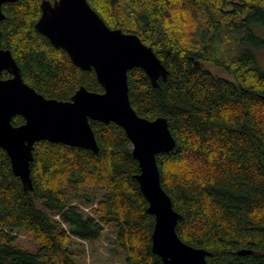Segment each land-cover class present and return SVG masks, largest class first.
Here are the masks:
<instances>
[{
	"label": "trees",
	"instance_id": "1",
	"mask_svg": "<svg viewBox=\"0 0 264 264\" xmlns=\"http://www.w3.org/2000/svg\"><path fill=\"white\" fill-rule=\"evenodd\" d=\"M42 1L2 5L0 47L47 99L68 101L80 87L102 93L93 70L76 67L36 30ZM86 1L110 29L137 35L167 71L155 87L134 68L127 84L137 115L165 118L175 140L156 161L181 215L179 238L209 252L206 264H264V71L254 53L264 48L254 28L264 31V0ZM89 123L97 153L34 144L31 189L0 148V264H78L74 241H98L106 228L121 252L115 264H163L151 250L154 217L129 139L114 123ZM22 234L34 250L20 245Z\"/></svg>",
	"mask_w": 264,
	"mask_h": 264
},
{
	"label": "water",
	"instance_id": "2",
	"mask_svg": "<svg viewBox=\"0 0 264 264\" xmlns=\"http://www.w3.org/2000/svg\"><path fill=\"white\" fill-rule=\"evenodd\" d=\"M16 1L0 0V22L5 18L2 5ZM40 9L36 30L64 50L76 67L93 70L103 92L80 87L68 101L47 99L23 81L11 52L0 47V76L4 71L11 76L0 78V148L7 153L13 174L25 190L31 189L35 143L48 141L97 153L89 121L114 123L124 130L139 165L134 178L154 217L152 253L163 264H206L210 253L189 246L177 235L181 215L161 185L156 156L175 146L167 121L138 116L129 101L128 71L143 70L156 87L158 78L166 79L165 67L137 35L106 26L86 0H43ZM15 116L24 123L13 126Z\"/></svg>",
	"mask_w": 264,
	"mask_h": 264
},
{
	"label": "rangeland",
	"instance_id": "3",
	"mask_svg": "<svg viewBox=\"0 0 264 264\" xmlns=\"http://www.w3.org/2000/svg\"><path fill=\"white\" fill-rule=\"evenodd\" d=\"M254 28L258 35L264 38V31L259 27ZM254 53L259 67L264 71V48L255 50ZM103 235L102 239L95 242L74 241L72 248L77 253L78 264H115L116 260L121 258L120 250L114 245V231L106 228ZM19 243L28 250L35 249L33 241L24 234L19 235ZM105 259L108 262H104Z\"/></svg>",
	"mask_w": 264,
	"mask_h": 264
},
{
	"label": "built area",
	"instance_id": "4",
	"mask_svg": "<svg viewBox=\"0 0 264 264\" xmlns=\"http://www.w3.org/2000/svg\"><path fill=\"white\" fill-rule=\"evenodd\" d=\"M84 210H85V211H89V209H88V208H85Z\"/></svg>",
	"mask_w": 264,
	"mask_h": 264
},
{
	"label": "flooded vegetation",
	"instance_id": "5",
	"mask_svg": "<svg viewBox=\"0 0 264 264\" xmlns=\"http://www.w3.org/2000/svg\"><path fill=\"white\" fill-rule=\"evenodd\" d=\"M52 2H53V0H52ZM11 77V76H10Z\"/></svg>",
	"mask_w": 264,
	"mask_h": 264
}]
</instances>
